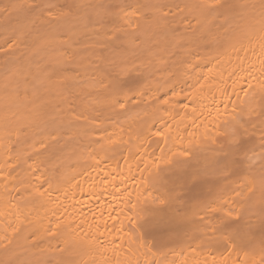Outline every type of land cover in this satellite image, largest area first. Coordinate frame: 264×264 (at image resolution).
Segmentation results:
<instances>
[{
  "label": "bare ground",
  "instance_id": "6f19581e",
  "mask_svg": "<svg viewBox=\"0 0 264 264\" xmlns=\"http://www.w3.org/2000/svg\"><path fill=\"white\" fill-rule=\"evenodd\" d=\"M213 3L0 0V264L259 261L264 0Z\"/></svg>",
  "mask_w": 264,
  "mask_h": 264
},
{
  "label": "snow or ice",
  "instance_id": "6c2138e0",
  "mask_svg": "<svg viewBox=\"0 0 264 264\" xmlns=\"http://www.w3.org/2000/svg\"><path fill=\"white\" fill-rule=\"evenodd\" d=\"M207 7H211L213 9L218 8V7H223L222 5L219 4V0H215V3L211 4V5H206ZM129 7H133L132 5H129ZM156 7H161L159 5H157ZM262 8H264V4H262L261 6ZM139 14V7H134V10L131 13H127V15L129 16V26H131V24L136 23V21H133L131 19V17H135L138 16ZM159 135V133H158ZM223 232V230H221ZM224 245L225 248H231L233 250L235 249H239L240 251H244L245 252V256L248 255V252L245 251V249L248 247V236L246 233H236V234H230L224 241ZM231 254H238V253H231ZM259 256L260 259L259 261H255V260H241L239 261V264H264V239H262L261 241V245H260V249H259ZM225 264H227V261H225ZM232 264H236L235 261L232 262Z\"/></svg>",
  "mask_w": 264,
  "mask_h": 264
},
{
  "label": "rangeland",
  "instance_id": "374dc122",
  "mask_svg": "<svg viewBox=\"0 0 264 264\" xmlns=\"http://www.w3.org/2000/svg\"><path fill=\"white\" fill-rule=\"evenodd\" d=\"M125 78H128V76H126ZM129 79V78H128ZM128 79H125V80H128Z\"/></svg>",
  "mask_w": 264,
  "mask_h": 264
}]
</instances>
